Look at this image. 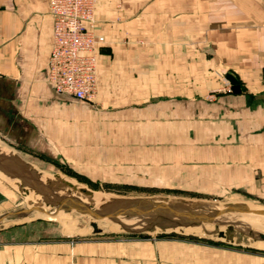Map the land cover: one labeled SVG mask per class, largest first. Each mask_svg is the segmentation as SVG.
Returning <instances> with one entry per match:
<instances>
[{
  "label": "rangeland",
  "instance_id": "1",
  "mask_svg": "<svg viewBox=\"0 0 264 264\" xmlns=\"http://www.w3.org/2000/svg\"><path fill=\"white\" fill-rule=\"evenodd\" d=\"M114 20L123 22L119 16ZM177 20L183 31L167 44L157 37L159 29L153 19H139L133 31L111 39L114 42L106 39L107 45L114 44L120 50H135L130 67L141 78L157 76L159 56L153 54L157 48L185 51L193 42L192 74L185 72L184 65L183 71L173 73L161 66L163 85L150 88L160 92L155 96L161 98L141 95L138 90L127 97L119 71L111 87L102 91L98 82L93 102L51 89L48 100L34 105L48 109V115L37 117L36 108L32 114H23L19 105L11 114L15 123L7 125L0 120V144L21 153L32 169L47 174V180L61 185L62 190L73 183L80 188V195L85 189L93 199H108L99 207L116 199L149 198L207 208L242 203L264 209V110L254 118L249 112L242 114L239 103L229 98L234 95L226 77L230 71L201 66L205 58L204 62L212 63L217 45L206 31L203 34V20L194 19L192 41L189 36L186 39L185 22ZM178 58L185 60V56ZM168 98H177V103L171 105ZM154 99L163 115L154 120L161 123L156 126L144 116ZM256 108L264 109V105ZM169 111H177V119L168 118ZM13 152L9 155H17ZM7 176H0V183L13 197L8 199L0 190V254L9 246L60 242L72 248L91 243L129 245L130 264H230L227 260H233L234 253L241 254L247 259L243 264H248L251 257H264V247L255 244L260 240L251 234L264 231L253 226L210 224L212 229L201 236L175 230L157 232L150 225L134 228L137 222L110 230L106 222L99 225L93 216L73 209L64 211L65 224L55 215L34 218V211L28 218L13 215L28 209L23 188L31 187ZM13 179L20 180L23 188L14 189L9 184ZM39 199L53 209L54 205H46L45 197ZM92 223L101 232H94ZM118 252L125 254V249L119 247Z\"/></svg>",
  "mask_w": 264,
  "mask_h": 264
},
{
  "label": "crops",
  "instance_id": "2",
  "mask_svg": "<svg viewBox=\"0 0 264 264\" xmlns=\"http://www.w3.org/2000/svg\"><path fill=\"white\" fill-rule=\"evenodd\" d=\"M49 2L0 0V120L7 121V125L15 123L11 114L19 105L23 114L29 111L32 114L36 108L34 105L48 100L53 89L47 78L53 46V18ZM117 16L123 19L121 24L115 22ZM96 17L98 32L111 42L123 37L127 30L133 31L139 19H153L159 29L157 37L165 44L175 40L179 31H183L178 28L177 19L185 22L186 39L189 36L191 41L194 19H202L203 34L206 31L208 38L217 45L212 63L204 62L205 58L201 66L213 65V68L230 71L228 74L239 80L241 93H234L229 98L239 103L242 114V111L249 112L250 118L256 117L257 113L262 114L264 109L256 108L258 104L264 105V6L259 0H103L98 5ZM192 43L185 51L176 47L157 48L153 54L159 56V63L155 65L159 72L157 76L145 78L136 77L130 67V57L135 50H120L114 44L106 45L99 54V85L102 91L108 85L111 87L119 71L122 73V90L127 97L138 90L141 95L161 98V95L155 96L158 92L151 90L163 85L161 66L173 73L183 71L184 65L185 72L192 74L195 54ZM181 56H185V60L178 58ZM103 97L109 99L108 95L103 94ZM176 99L168 98L171 105L172 102L177 103ZM155 100L153 106L144 110V116L156 126L161 123L154 120L162 119L163 115ZM35 111L39 118L49 113L48 109L39 107ZM166 114L170 119H177V111ZM190 114L192 117V112ZM119 247L125 249V254L118 252ZM233 257V260H227L230 264H243L247 260L241 254L234 253ZM249 260L248 264H264V257L256 256ZM0 264H130V252L129 245L117 243H91L73 248L60 242L38 246L26 244L3 250Z\"/></svg>",
  "mask_w": 264,
  "mask_h": 264
},
{
  "label": "built area",
  "instance_id": "3",
  "mask_svg": "<svg viewBox=\"0 0 264 264\" xmlns=\"http://www.w3.org/2000/svg\"><path fill=\"white\" fill-rule=\"evenodd\" d=\"M103 0H50L53 46L48 81L53 89L79 101L93 102L99 82V54L107 45L97 30ZM264 4V0H261Z\"/></svg>",
  "mask_w": 264,
  "mask_h": 264
},
{
  "label": "water",
  "instance_id": "4",
  "mask_svg": "<svg viewBox=\"0 0 264 264\" xmlns=\"http://www.w3.org/2000/svg\"><path fill=\"white\" fill-rule=\"evenodd\" d=\"M227 79L232 85L233 92L235 94L241 93V86L239 80L232 74H227ZM0 170L12 178L20 179L24 184L29 185L32 189L42 194L47 201L48 205L56 202H62V207L65 209L77 210L84 214H91L92 206L83 203L76 197L63 196L52 197L45 192L43 182L38 178L37 172L29 168L25 162L16 161L15 158L6 156H0ZM43 189V190H42ZM108 207V208H107ZM112 213L113 215H125V218L151 216L152 219L148 225L152 228L159 224L163 228H176V227H199L205 224H212L215 221L228 214H249L251 209L242 203L230 204L223 209L207 208L201 205H188L186 203H169L165 201H157L149 198L140 199H116L106 204L99 214H104L105 211ZM32 211L22 210L13 215L26 216ZM106 213V214H107ZM223 224V223H217ZM92 227L97 229L96 224H92ZM255 240L264 242V234L251 233ZM220 236L223 237L224 233L221 232Z\"/></svg>",
  "mask_w": 264,
  "mask_h": 264
},
{
  "label": "bare ground",
  "instance_id": "5",
  "mask_svg": "<svg viewBox=\"0 0 264 264\" xmlns=\"http://www.w3.org/2000/svg\"><path fill=\"white\" fill-rule=\"evenodd\" d=\"M14 151L13 153H17V155H9L10 152ZM0 154H3L4 156L8 155L10 157L15 158L16 161H22L25 162V164H27V166L29 168H31V164L27 162V160L25 159V157L13 150V149H9L7 147H4L0 144ZM11 154V153H10ZM33 168V167H32ZM35 168V167H34ZM37 169V168H36ZM38 170V169H37ZM37 172V171H36ZM38 178L41 182H43L44 184V188H46L45 192L49 195H51L52 197H63V196H70V197H76L78 199H80L83 203L92 206V212L91 214H86V215H91L93 216V218H95V220H98V224L101 225V222L104 221L106 222L108 228L110 230H117L118 228H121L123 225L126 227V225L130 226L132 224H134V222H137L135 224L136 227L134 228H144L145 226H147L152 217L151 216H140V217H131V218H125V215H116V216H112L113 214L108 212V210L105 211L104 214H99L101 213V209L106 206L103 205L101 207H99L102 203H104V201L108 200L105 198L102 199H93L91 198V196L89 195V193H86L87 190L83 189L82 193H85L83 195H80V188L74 186L73 183H68L66 186L68 187V189L62 190V186L61 185H53V183L51 184V182L48 179V175L44 174L43 172H41L40 170H38L37 172ZM1 178H8V176L6 174L0 173ZM55 181V179H54ZM56 182V181H55ZM2 183H0V190L3 192V194L5 196L8 197V199H12L13 197V193H10L7 188H3V186H1ZM9 184L14 188L17 189L18 187H22V184L20 182V180H16L13 179V181H10ZM24 184V182H23ZM69 184H72V186H70ZM55 188H54V187ZM23 188V187H22ZM26 192H27V196L25 197V203L28 209L25 210H30L32 211L31 213H33L34 218H42V217H47L50 215H55L57 217V219H59L63 224H65V215L63 214L64 211L66 210H70V209H65L62 207L63 203L62 202H56L53 206V209L46 207L43 202H41V200L39 199L40 196H42L44 198V196L42 194H40V196H38L39 194H37L38 192H36L34 189L32 188H23ZM43 190V189H42ZM36 193V194H34ZM40 200V201H39ZM46 200V198H45ZM158 201V200H157ZM48 205V204H46ZM250 209H251V213L249 214H228V215H224L220 218H218L215 223L212 224H216V223H223V224H232L235 226H253L257 229L263 230L264 231V209L263 207H257L255 205H249L246 204ZM108 208V207H107ZM222 208V207H221ZM219 209V208H218ZM31 213L29 215H31ZM107 213V214H106ZM26 216H23L24 218H28ZM93 220V219H92ZM250 220V221H249ZM113 222V223H110ZM92 224H96V223H92ZM134 224V225H135ZM133 225V226H134ZM212 225L210 224H205L199 227H176V228H163L161 227L159 224H156L153 229L155 231H182L184 233H190V234H195V235H204L206 234V232L210 231L212 229ZM127 228V227H126ZM221 229V228H219ZM97 231L101 232V230L99 229L98 225H97ZM96 229H94V232H97ZM232 241V240H231ZM255 244H257L258 246H263L264 247V242L263 241H257L255 242Z\"/></svg>",
  "mask_w": 264,
  "mask_h": 264
}]
</instances>
